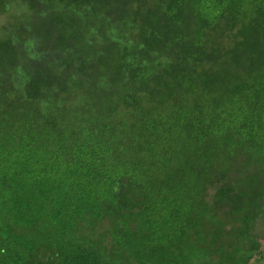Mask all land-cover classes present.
<instances>
[{
  "label": "trees",
  "instance_id": "obj_1",
  "mask_svg": "<svg viewBox=\"0 0 264 264\" xmlns=\"http://www.w3.org/2000/svg\"><path fill=\"white\" fill-rule=\"evenodd\" d=\"M0 18V264L264 258V0Z\"/></svg>",
  "mask_w": 264,
  "mask_h": 264
},
{
  "label": "bare ground",
  "instance_id": "obj_2",
  "mask_svg": "<svg viewBox=\"0 0 264 264\" xmlns=\"http://www.w3.org/2000/svg\"><path fill=\"white\" fill-rule=\"evenodd\" d=\"M186 221H187V220H186ZM185 224H186V223H185ZM182 227H183V226H182ZM199 228H200V227H199ZM181 230H183V229H181ZM180 232H181V231H180ZM208 237H209V236H208ZM210 237H211V236H210ZM179 238H181V237H179ZM177 239H178V238H177ZM194 244H196V241H195ZM236 244H237V243H236ZM236 244H235V245H236ZM208 246H209V244H208ZM253 246H254V245H253ZM253 246H252V247H253ZM252 247H251V248H252ZM257 247H258V246H257ZM187 248H188V246H187ZM247 249L249 250L250 248L248 247ZM193 250H194V249H193ZM214 250H216V249H214ZM240 250H241V248H240ZM240 250H239V251H240ZM243 250H244V249H243ZM243 250H242V251H243ZM245 250H246V249H245ZM239 251H236V252H239ZM208 252H209V251H208ZM214 252H215V251H214ZM218 252H219V251H218ZM247 252H248V251H247ZM254 253H255V252H254ZM175 254H176V253H175ZM175 254H174V257H176ZM209 254H212V253H209ZM234 254H236V253H234ZM239 254H240V253H239ZM177 255H178V254H177ZM203 255H204V254H203ZM241 255H242V254H241ZM244 255H245V253H244ZM178 256H180V255H178ZM165 257H166V256H165ZM168 257H169V256H168ZM172 257H173V256H172ZM181 257H182V256H181ZM188 257H189V256H188ZM193 258H194V257H193ZM195 258H197V257H195ZM195 258H194V259H195ZM177 259H178V258H177ZM182 259H183V258H182ZM240 259H241V258H240ZM254 259H255V258H254ZM257 259L259 260V259H261V258H257ZM184 260H185V259H184ZM184 260H183V261H184ZM241 260H242V259H241ZM241 260H237V261H240V262H241ZM170 261H172V259H171ZM179 261H181V258H179ZM198 261H199V260H198ZM242 261H243V260H242ZM152 262H153V260H152ZM181 262H182V261H181ZM200 262H201V261H200ZM240 262H239V263H240ZM197 263H198V262H197ZM202 263H204V262H202ZM256 263H257V262H256ZM173 264H174V262H173Z\"/></svg>",
  "mask_w": 264,
  "mask_h": 264
},
{
  "label": "flooded vegetation",
  "instance_id": "obj_3",
  "mask_svg": "<svg viewBox=\"0 0 264 264\" xmlns=\"http://www.w3.org/2000/svg\"><path fill=\"white\" fill-rule=\"evenodd\" d=\"M262 254H264V242H263V250H262ZM259 258H261V256H259ZM257 262V263H256ZM252 264H264V258L261 259H257L255 262H253Z\"/></svg>",
  "mask_w": 264,
  "mask_h": 264
},
{
  "label": "rangeland",
  "instance_id": "obj_4",
  "mask_svg": "<svg viewBox=\"0 0 264 264\" xmlns=\"http://www.w3.org/2000/svg\"><path fill=\"white\" fill-rule=\"evenodd\" d=\"M1 18H0V22H1ZM260 232H263L264 233V228L263 227H261L260 229H257L255 232H253V233H260Z\"/></svg>",
  "mask_w": 264,
  "mask_h": 264
}]
</instances>
